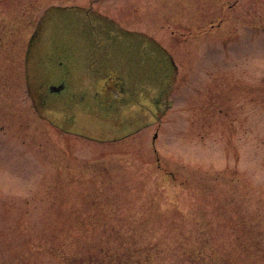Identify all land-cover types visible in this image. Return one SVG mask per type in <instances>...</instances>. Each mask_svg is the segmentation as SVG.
I'll use <instances>...</instances> for the list:
<instances>
[{
  "label": "rangeland",
  "instance_id": "obj_1",
  "mask_svg": "<svg viewBox=\"0 0 264 264\" xmlns=\"http://www.w3.org/2000/svg\"><path fill=\"white\" fill-rule=\"evenodd\" d=\"M61 60L90 99L113 84L125 125L55 96L38 111ZM93 205L149 227L217 216L218 241L252 228L246 264H264V0H0V264H59L42 229Z\"/></svg>",
  "mask_w": 264,
  "mask_h": 264
},
{
  "label": "trees",
  "instance_id": "obj_2",
  "mask_svg": "<svg viewBox=\"0 0 264 264\" xmlns=\"http://www.w3.org/2000/svg\"><path fill=\"white\" fill-rule=\"evenodd\" d=\"M58 25L61 26L57 28L59 37L61 35L67 37L64 34L68 28L61 23ZM40 31L38 27L28 43L26 63L29 61L33 46L41 44ZM71 33L74 35V32ZM120 36H123L124 42L126 39L143 41L141 37L129 33H122ZM121 42L123 43V40ZM146 44L158 53L155 44L152 42ZM57 47V51L67 48L62 39H59ZM167 62L169 64V60ZM57 68L60 71L54 76L53 84L63 85L64 89L59 94H52L49 85L45 91L44 89L34 91L31 96L38 111L50 105V97L55 96L61 98L59 104L66 112L80 109L90 112L91 115H100L102 122L113 120L118 125L122 119L123 123L121 116L110 117L115 108L113 106L115 101L108 92L112 83L98 82L96 91L90 99L87 91H79V86H75L73 78L67 75L65 69L62 71V60L57 63ZM114 84L117 87V83ZM130 212L121 215L114 213L109 206L101 205L84 207L78 213L72 211L64 217L70 219L69 222H61L62 224L57 226L42 229L43 235L47 237L45 248L59 264H246L249 260L248 256L254 242L248 238L252 239L255 236V230L252 228L243 230L244 228L232 227L227 238L218 241V235H221L219 232L222 230L223 234H226L227 230L215 224L213 219L217 216H210L207 218L208 223L204 221L205 224L195 222L190 228L163 225L149 227L140 221L130 222L129 219L136 218ZM230 234L233 241L224 243L230 239ZM236 243H242L241 247ZM255 243L257 245V242ZM257 251L262 252L260 249Z\"/></svg>",
  "mask_w": 264,
  "mask_h": 264
},
{
  "label": "water",
  "instance_id": "obj_3",
  "mask_svg": "<svg viewBox=\"0 0 264 264\" xmlns=\"http://www.w3.org/2000/svg\"><path fill=\"white\" fill-rule=\"evenodd\" d=\"M61 89H62L61 87L60 88H51V90L54 92H59Z\"/></svg>",
  "mask_w": 264,
  "mask_h": 264
},
{
  "label": "flooded vegetation",
  "instance_id": "obj_4",
  "mask_svg": "<svg viewBox=\"0 0 264 264\" xmlns=\"http://www.w3.org/2000/svg\"><path fill=\"white\" fill-rule=\"evenodd\" d=\"M114 88V87H113Z\"/></svg>",
  "mask_w": 264,
  "mask_h": 264
}]
</instances>
